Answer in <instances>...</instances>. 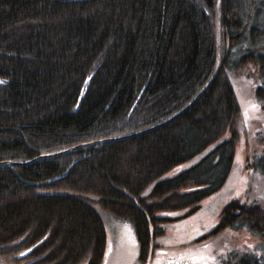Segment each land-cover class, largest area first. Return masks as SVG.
Here are the masks:
<instances>
[{"label":"trees","instance_id":"16d2710c","mask_svg":"<svg viewBox=\"0 0 264 264\" xmlns=\"http://www.w3.org/2000/svg\"><path fill=\"white\" fill-rule=\"evenodd\" d=\"M248 66L264 112V0H0V262L102 264L105 217L145 260L228 182ZM226 230L258 242L221 264H264V204Z\"/></svg>","mask_w":264,"mask_h":264},{"label":"rangeland","instance_id":"374dc122","mask_svg":"<svg viewBox=\"0 0 264 264\" xmlns=\"http://www.w3.org/2000/svg\"><path fill=\"white\" fill-rule=\"evenodd\" d=\"M232 80L241 105V137L237 143L234 168L226 185L218 194L207 198L196 215L171 227L155 242L153 251H149L152 254H148L145 260L141 258V262L134 227L105 217L110 247L102 264H162L178 258L188 264H221L222 252L252 250L257 244L258 241L246 231L226 230L220 235H209L218 224L222 208L234 198L264 204V178L256 174L252 166L253 153L258 151V141L264 136V112L255 100L256 69L245 67L235 73Z\"/></svg>","mask_w":264,"mask_h":264},{"label":"flooded vegetation","instance_id":"af4514ba","mask_svg":"<svg viewBox=\"0 0 264 264\" xmlns=\"http://www.w3.org/2000/svg\"><path fill=\"white\" fill-rule=\"evenodd\" d=\"M162 264H188V263H186L181 258H178V259H170L167 262H163ZM189 264H191V263H189Z\"/></svg>","mask_w":264,"mask_h":264},{"label":"snow or ice","instance_id":"6c2138e0","mask_svg":"<svg viewBox=\"0 0 264 264\" xmlns=\"http://www.w3.org/2000/svg\"><path fill=\"white\" fill-rule=\"evenodd\" d=\"M0 83H2V81H0ZM253 107H255V106H253Z\"/></svg>","mask_w":264,"mask_h":264}]
</instances>
